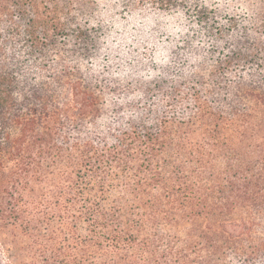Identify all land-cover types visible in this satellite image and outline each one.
I'll return each mask as SVG.
<instances>
[{"label":"trees","instance_id":"1","mask_svg":"<svg viewBox=\"0 0 264 264\" xmlns=\"http://www.w3.org/2000/svg\"><path fill=\"white\" fill-rule=\"evenodd\" d=\"M0 264H264V0H0Z\"/></svg>","mask_w":264,"mask_h":264},{"label":"rangeland","instance_id":"2","mask_svg":"<svg viewBox=\"0 0 264 264\" xmlns=\"http://www.w3.org/2000/svg\"><path fill=\"white\" fill-rule=\"evenodd\" d=\"M117 13H118L117 14V19H119L118 21L121 24H123L125 21L128 20L127 19L128 17L126 15V13L125 12H121L120 6L118 7ZM137 13H138V11L137 12L135 11V15ZM138 16H140V15H138ZM157 18H158L157 21H162L159 24L164 25V22L166 21V19H165L166 17L165 16L162 17V14H160L159 16H157ZM170 22H174V20H172ZM153 42H154L153 44H152V42L150 43V46H153V49L151 50V53L156 52L157 54L159 53L161 56H165L166 58H167V56L169 57V54L171 52V45H170V42L165 38V36L162 39L158 40L156 38V36L154 35V41ZM103 77H104V75H103Z\"/></svg>","mask_w":264,"mask_h":264}]
</instances>
